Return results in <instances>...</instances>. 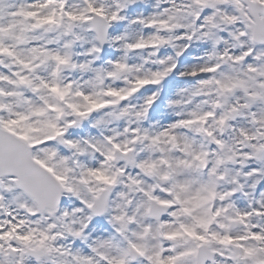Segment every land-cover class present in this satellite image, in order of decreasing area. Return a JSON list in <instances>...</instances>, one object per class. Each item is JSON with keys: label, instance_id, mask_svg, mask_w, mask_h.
I'll return each instance as SVG.
<instances>
[{"label": "snow or ice", "instance_id": "obj_1", "mask_svg": "<svg viewBox=\"0 0 264 264\" xmlns=\"http://www.w3.org/2000/svg\"><path fill=\"white\" fill-rule=\"evenodd\" d=\"M0 264H264V0H0Z\"/></svg>", "mask_w": 264, "mask_h": 264}]
</instances>
